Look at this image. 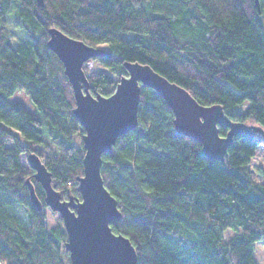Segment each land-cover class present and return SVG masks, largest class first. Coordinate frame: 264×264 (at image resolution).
Segmentation results:
<instances>
[{"label":"trees","instance_id":"16d2710c","mask_svg":"<svg viewBox=\"0 0 264 264\" xmlns=\"http://www.w3.org/2000/svg\"><path fill=\"white\" fill-rule=\"evenodd\" d=\"M10 12L25 37L13 38ZM51 27L112 51L90 59L101 68L84 65L92 94L111 95L128 74L124 63L139 62L199 103L220 104L233 121L264 128V0H0L1 264H70L63 220L47 227L45 191L21 163L36 152L63 197L81 199L84 130L63 62L47 45ZM18 92L32 105L12 100ZM173 119L163 96L144 86L138 125L102 154V177L122 213L112 231L130 239L137 264H257L264 182L251 160L262 143L237 135L224 160L208 158Z\"/></svg>","mask_w":264,"mask_h":264},{"label":"water","instance_id":"95a60500","mask_svg":"<svg viewBox=\"0 0 264 264\" xmlns=\"http://www.w3.org/2000/svg\"><path fill=\"white\" fill-rule=\"evenodd\" d=\"M38 2L44 4V0ZM48 33L47 45L63 62L74 92L73 113L84 130V172L77 178L81 199L63 197L53 186L52 172L34 151L27 155L29 165L45 191V203L63 220L70 264H137L138 253L130 239L114 233L110 226L121 219L122 213L104 182L101 166L102 154L112 152L117 138L138 125L142 87H152L163 96L173 111L176 131L200 141L201 152L208 158L224 160L237 135L264 144V128L260 124L233 121L220 104L199 103L187 89L149 64L139 62L124 63L128 74L120 78L111 95L92 94L84 65L99 56L110 57L112 51L91 46L55 27L49 28ZM219 126L228 128L225 135L220 134ZM26 182L33 206L42 209L30 179Z\"/></svg>","mask_w":264,"mask_h":264},{"label":"rangeland","instance_id":"374dc122","mask_svg":"<svg viewBox=\"0 0 264 264\" xmlns=\"http://www.w3.org/2000/svg\"><path fill=\"white\" fill-rule=\"evenodd\" d=\"M13 17H14V12L12 13L10 12L7 18H5V21H7V24L12 31L13 38L19 39V38L25 37L26 36L25 32L20 27H17V24L15 23V20ZM102 47L108 49L107 45H103ZM85 64L94 69L101 68L99 63L95 60H89ZM12 100H22L26 104L30 106L32 105L30 102V98L24 92H18L17 94L13 96ZM78 141H79V138H78ZM21 163L23 165L29 164L26 153H23L21 155ZM251 168L253 170L255 178L259 181L264 182V176L259 171L260 169H264V144L263 143L257 148L256 154L251 160ZM18 210L22 218L24 220H27L29 216L28 212L23 207H20ZM46 210H47V224L46 225L47 227H51L58 222L59 213L53 211L49 206L46 208ZM231 234L232 232H228V235H231ZM255 247L256 249L254 252V257L256 258V261L259 259V264H264V256L261 255V253L264 252V242H256Z\"/></svg>","mask_w":264,"mask_h":264},{"label":"snow or ice","instance_id":"6c2138e0","mask_svg":"<svg viewBox=\"0 0 264 264\" xmlns=\"http://www.w3.org/2000/svg\"><path fill=\"white\" fill-rule=\"evenodd\" d=\"M261 255L264 256V252H262ZM257 264H259V259L257 260Z\"/></svg>","mask_w":264,"mask_h":264},{"label":"built area","instance_id":"2783aa9c","mask_svg":"<svg viewBox=\"0 0 264 264\" xmlns=\"http://www.w3.org/2000/svg\"><path fill=\"white\" fill-rule=\"evenodd\" d=\"M1 264V263H0Z\"/></svg>","mask_w":264,"mask_h":264}]
</instances>
